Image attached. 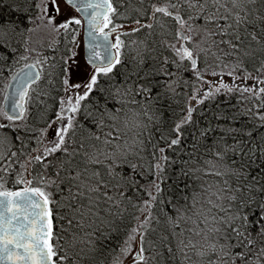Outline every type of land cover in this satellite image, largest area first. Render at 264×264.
<instances>
[{"label": "snow or ice", "instance_id": "snow-or-ice-1", "mask_svg": "<svg viewBox=\"0 0 264 264\" xmlns=\"http://www.w3.org/2000/svg\"><path fill=\"white\" fill-rule=\"evenodd\" d=\"M0 84V264H264V0H0Z\"/></svg>", "mask_w": 264, "mask_h": 264}, {"label": "trees", "instance_id": "trees-1", "mask_svg": "<svg viewBox=\"0 0 264 264\" xmlns=\"http://www.w3.org/2000/svg\"><path fill=\"white\" fill-rule=\"evenodd\" d=\"M0 88H2V84H0ZM129 215L131 217H133L132 219H130V221L128 223V227H131L132 225H134L136 223L134 217L137 215V213L135 211H132L130 209ZM165 227L166 226L163 224V221H161V223L159 225H156V228H157V231L156 232H154V233L152 231L149 232L148 239H155L156 236H158L160 234V230L165 229Z\"/></svg>", "mask_w": 264, "mask_h": 264}]
</instances>
